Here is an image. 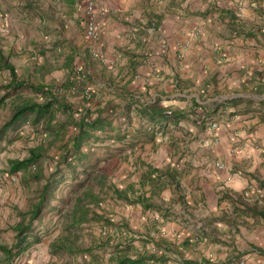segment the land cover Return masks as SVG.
<instances>
[{
    "label": "crops",
    "instance_id": "1",
    "mask_svg": "<svg viewBox=\"0 0 264 264\" xmlns=\"http://www.w3.org/2000/svg\"><path fill=\"white\" fill-rule=\"evenodd\" d=\"M83 1L0 0V99L20 83L61 86L83 103L71 87L85 78L92 97L83 106L106 117L107 134L114 114L146 117L165 135L144 145L136 180L164 169L162 198L173 203L122 208L128 226H138L133 236L146 247L153 235L154 253L167 263L264 264V217L239 203L264 210V0H97L108 14L97 19L95 44L83 35ZM67 81L71 87L62 88ZM8 176L0 172V264H39L26 215L34 195L26 184L9 187ZM45 252L40 264H49Z\"/></svg>",
    "mask_w": 264,
    "mask_h": 264
},
{
    "label": "rangeland",
    "instance_id": "2",
    "mask_svg": "<svg viewBox=\"0 0 264 264\" xmlns=\"http://www.w3.org/2000/svg\"><path fill=\"white\" fill-rule=\"evenodd\" d=\"M85 80V78H82L81 82L78 83L82 85ZM53 91L60 100L72 105V108L76 110L83 109V104L88 101L83 97V103L70 100V97L64 91H58V88L53 89ZM7 98L0 99V122L8 121L13 111L23 104L32 101L38 103L44 101L37 93L25 87L18 89L14 95ZM85 107H88L92 111L91 117L96 116V112L93 110L94 106H87L85 104ZM112 115L114 118L112 125L116 130L114 131L113 129L112 131L108 127L106 131L109 135H116L117 139L103 138V141L92 139L82 148V151L87 155L86 159L82 160H79L75 156L68 158L66 163L62 162L61 152L66 149L63 145L65 142L71 140L76 130L69 123L71 120L69 114L56 109V107H53L51 114L47 117H51L50 122L47 123L46 118H43L39 122H34L33 116H29L21 127L9 131L4 141H0V152L4 150L0 154V172L2 175H5V173L9 175V187L17 188L19 185L22 186L24 184L22 172H7L10 161L26 157L31 148L45 155V158L39 162L45 175L58 166L67 178L54 192V198L50 201L49 206L36 219L32 220V234L34 236L38 235L41 238V242L32 248V251H35L34 255H36V257L33 256V259L35 261L39 260L37 261L39 264L41 260L40 255L45 254V250L48 251V257L43 258H48L49 264H114L119 258L124 256L130 258L140 256L143 251L142 245L145 247V243L140 242L142 241L141 238L133 236L134 234H138L136 232L138 226H128L124 221L125 216L121 214L122 208L125 209L127 205L132 204L127 203L123 199L112 198L111 191L103 194V200L100 204H91L90 206L91 212L98 213L102 218L85 222L75 228H67L71 219L68 213L73 208L74 199L88 184L86 175L82 173L83 167H86L88 164L96 163L97 168L105 169L108 182L120 189L130 183L133 184V189L136 193L141 192L140 195H143L144 203L153 204V208H160L161 201L168 202L169 204L173 203L172 198H169V200L162 198L161 187L167 181L166 176L162 173L164 169L151 174L149 173V169L142 175L140 181L136 180V176L142 174L146 166L145 161H139L143 151L147 149L144 145L151 141H153V145L159 144L165 135L161 134L155 125L152 124V121L146 117H142V119L145 118L144 122L146 123L144 130H142L143 125L140 124L141 118ZM72 116L78 119L80 115L74 112ZM47 124L51 126L64 124V127L49 129L46 127ZM128 127H130V133H133V127H136L134 131L138 132H134V136L130 134L125 136ZM96 135L105 137L104 132H101V134L100 132H96ZM140 143L142 145H138ZM139 148H141L140 154L137 153ZM73 174L78 175V178L73 179ZM132 179L135 180L132 181ZM80 183L82 185H79ZM38 185L35 182L26 184L29 191L31 189L28 194L36 195L39 189ZM97 190L98 186H95V191ZM250 190L251 188L248 187L244 191V194L250 195ZM136 193L128 192V197L134 199L138 196ZM145 193L148 195H145ZM169 204H167V207H169ZM156 211L159 212V210ZM236 218V222L240 226L243 216L238 215ZM128 232L131 235H128ZM149 239L154 240L153 235H150L147 239L148 243L144 250L147 253L154 252L155 249ZM65 245L70 246L73 251H66L61 248ZM165 259L166 262L151 261L147 264H172L167 263L168 257ZM31 261L33 263V260Z\"/></svg>",
    "mask_w": 264,
    "mask_h": 264
},
{
    "label": "trees",
    "instance_id": "3",
    "mask_svg": "<svg viewBox=\"0 0 264 264\" xmlns=\"http://www.w3.org/2000/svg\"><path fill=\"white\" fill-rule=\"evenodd\" d=\"M6 68L14 74V69L11 65H5ZM64 84V83H63ZM72 81H67L62 88L68 89V86L71 87ZM23 88V84L15 83L12 86L11 90H18ZM26 88L31 89L33 92L37 93L40 98H43L44 101L38 103L32 101L26 104H23L17 107L10 119L4 123L0 129V136L4 134L8 129H17L23 122L26 121V118L33 116L34 122H39L43 118H46L47 123L50 122L51 117L47 118L51 114L53 107L61 110L65 113H68L70 116V124L75 128V133L72 135L71 140L64 143L65 151L61 152L62 162L66 163L68 158L77 156L79 160L86 159L87 155L82 151V148L92 139L103 141V138L115 139L112 135H109L105 132V120L106 117L102 116L101 113H97L95 117L92 116V111L88 107H83L81 110H76L72 108V105L65 103L60 100L56 95L53 89L61 90V86L53 88H44L43 86H27ZM76 112L79 113V118H73L72 114ZM49 129H55L53 127H64V124L57 126L46 125ZM55 131V130H54ZM57 132V131H56ZM96 132H104V136L96 135ZM117 138V137H116ZM45 158V155L40 151H35L34 148L29 149L28 155L22 159H17L12 162L8 172L23 173V183L29 184L30 182L38 183L39 189L37 190L36 195H34V203L32 204L30 210L26 213L30 220L36 219L41 212L49 206L50 201L54 198V192L58 187L65 182L67 179L62 173L60 167H54L49 174L45 175L40 165V161ZM87 162V161H86ZM105 170V169H104ZM103 169L97 168V164H88L86 167H83L82 173L86 175V180L88 181L87 186L81 191V193L75 197V202L72 210L68 213L70 216V224L67 228H75L80 226L85 222H89L94 219L102 218L101 215L94 212L92 213L91 204L98 205L103 200V194L111 191L112 198L123 199L129 204L141 203L144 208H153V204L144 203V198L141 195L136 196L134 199L128 197V192L135 193L133 189V184H128L124 188H118L114 184L108 182V176ZM159 172V169L153 168L149 172L154 173ZM73 179H77L78 175L73 174ZM79 185H82L81 183ZM95 186H98V190L95 191ZM239 203L244 207L241 209L242 212H250L252 215H260L264 217V210L257 209L255 206H249L248 202L244 198L239 199ZM239 209L238 207H235ZM24 230H20L17 238L16 245L22 246V239H20ZM41 238L39 236H34L31 243H39ZM30 244V243H29ZM27 244V246L29 245ZM24 249V247H21ZM61 248L66 251H73L70 246L65 245ZM22 249H18L19 251ZM89 250V249H87ZM166 256L157 255L154 252L147 253L144 251L140 256L136 258H130L124 256L119 258L114 264H147L148 262H166ZM91 264V263H87ZM183 264V263H182ZM184 264H195V262L186 261Z\"/></svg>",
    "mask_w": 264,
    "mask_h": 264
},
{
    "label": "built area",
    "instance_id": "4",
    "mask_svg": "<svg viewBox=\"0 0 264 264\" xmlns=\"http://www.w3.org/2000/svg\"><path fill=\"white\" fill-rule=\"evenodd\" d=\"M83 35L84 37L91 42L92 44H95L99 38H100V28L97 22L98 17H105L108 14V10L104 8L102 5L97 3V0H84L83 1ZM4 18V14L2 10L0 9V21H2ZM188 42L181 43L179 45L180 53H183V51L187 48ZM72 92L80 91L82 97L85 100H90L92 97V90L90 87L85 85H80L79 83L74 84L71 87ZM211 127L216 130L218 127L217 122L211 123ZM237 146L233 147V151L237 150ZM215 166L218 168H222L223 164L221 162H216ZM24 264H33L31 260L26 261Z\"/></svg>",
    "mask_w": 264,
    "mask_h": 264
}]
</instances>
